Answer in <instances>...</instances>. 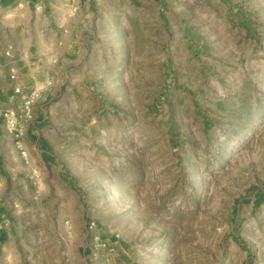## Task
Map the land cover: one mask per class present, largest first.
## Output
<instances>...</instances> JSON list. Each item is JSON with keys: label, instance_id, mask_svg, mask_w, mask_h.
<instances>
[{"label": "rangeland", "instance_id": "rangeland-1", "mask_svg": "<svg viewBox=\"0 0 264 264\" xmlns=\"http://www.w3.org/2000/svg\"><path fill=\"white\" fill-rule=\"evenodd\" d=\"M99 2L40 49L46 155L0 144V264H264V0Z\"/></svg>", "mask_w": 264, "mask_h": 264}, {"label": "crops", "instance_id": "crops-1", "mask_svg": "<svg viewBox=\"0 0 264 264\" xmlns=\"http://www.w3.org/2000/svg\"><path fill=\"white\" fill-rule=\"evenodd\" d=\"M113 1L115 0H107L108 3ZM97 3H100L99 0H48L47 2L44 0H0V107L11 100L14 92L15 83L10 80L11 70L15 69L19 72L23 86L30 89L34 85L37 86L40 77L45 75L40 69L45 60L51 59L49 62L51 67L56 65L55 51L52 48H48L46 53L40 52V49L46 47V43L51 45L50 47L56 44L61 47L71 42L74 44L86 41V29L93 26L99 18L97 13L101 7ZM43 14L49 18L47 25L50 24L52 28L49 30L51 34L47 32L50 34L47 36L42 30L40 31L39 27L38 18ZM76 27L77 30H74ZM69 46L66 48L69 49ZM8 52L10 56L6 55ZM64 57H66L65 52ZM39 106L40 104H37L35 108L34 123L24 144L30 145L32 153L46 155L43 137L39 136L44 129L40 127L42 114L41 106ZM6 140L14 143L13 138L5 131L0 118V144H4ZM32 142L37 143V146H33ZM13 149L17 154L21 153L15 145ZM24 149L31 153L29 147ZM3 151L1 147L0 155ZM4 187L5 180H0V202H4L0 203L2 207H0V213L5 210L6 201H2L5 196Z\"/></svg>", "mask_w": 264, "mask_h": 264}, {"label": "built area", "instance_id": "built-area-1", "mask_svg": "<svg viewBox=\"0 0 264 264\" xmlns=\"http://www.w3.org/2000/svg\"><path fill=\"white\" fill-rule=\"evenodd\" d=\"M48 1V0H44ZM10 56V53H6ZM10 80L15 83L11 100L0 107V118L5 131L15 140L22 155H26L24 140L27 137L35 119V108L43 97V88L34 85L26 89L22 78L15 69L11 70Z\"/></svg>", "mask_w": 264, "mask_h": 264}]
</instances>
